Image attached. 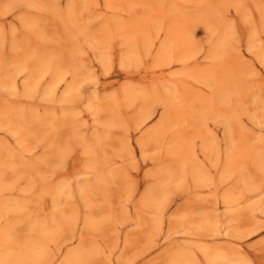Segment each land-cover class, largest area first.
<instances>
[{
    "label": "rangeland",
    "instance_id": "obj_1",
    "mask_svg": "<svg viewBox=\"0 0 264 264\" xmlns=\"http://www.w3.org/2000/svg\"><path fill=\"white\" fill-rule=\"evenodd\" d=\"M0 264H264V0H0Z\"/></svg>",
    "mask_w": 264,
    "mask_h": 264
}]
</instances>
